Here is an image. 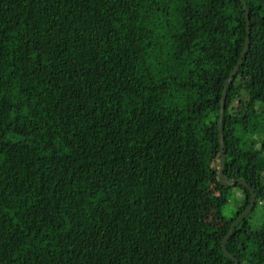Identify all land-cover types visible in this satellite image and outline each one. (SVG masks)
<instances>
[{"label": "trees", "instance_id": "16d2710c", "mask_svg": "<svg viewBox=\"0 0 264 264\" xmlns=\"http://www.w3.org/2000/svg\"><path fill=\"white\" fill-rule=\"evenodd\" d=\"M246 2L225 175L256 206L227 250L264 264V0ZM246 38L240 0H0V264H235L252 194L220 184L218 121Z\"/></svg>", "mask_w": 264, "mask_h": 264}, {"label": "water", "instance_id": "95a60500", "mask_svg": "<svg viewBox=\"0 0 264 264\" xmlns=\"http://www.w3.org/2000/svg\"><path fill=\"white\" fill-rule=\"evenodd\" d=\"M245 11V16H246V22H247V38H246V44L245 48L241 54L240 60L235 67L234 71L232 72L230 78L227 80L224 92L222 94V100H221V105H220V118L218 121V132H219V138H220V147H221V154H220V168H219V181L220 184L224 187H235L238 184L244 186L247 190L250 191L252 194V199H251V204L247 208V210L234 222V224L231 227V230L228 234V236L225 238L223 241L222 247H223V252L227 258L235 262V264H239V261L231 255L228 250H227V243L233 233L236 231V229L240 226V224L250 215V213L253 211L254 207L256 206V195L254 191L251 189V187L248 185V183L245 180L242 179H229L225 175V166H226V151H225V136H224V115H225V110H226V100H227V94L228 90L237 75L240 67L242 66L244 59L246 58V55L249 51L250 45H251V22H250V17H249V8L247 5L246 0H240Z\"/></svg>", "mask_w": 264, "mask_h": 264}, {"label": "rangeland", "instance_id": "374dc122", "mask_svg": "<svg viewBox=\"0 0 264 264\" xmlns=\"http://www.w3.org/2000/svg\"><path fill=\"white\" fill-rule=\"evenodd\" d=\"M219 168L220 166L218 167V170ZM242 198L243 197H241L240 194L237 193V190H235V194L230 198L229 203L222 209L223 216L227 219L232 218L236 214L240 205L242 204ZM259 212L260 211H257L256 215L253 216L254 220H259Z\"/></svg>", "mask_w": 264, "mask_h": 264}]
</instances>
